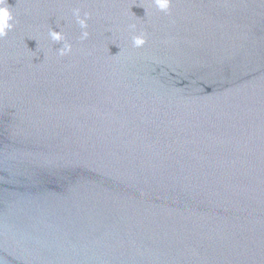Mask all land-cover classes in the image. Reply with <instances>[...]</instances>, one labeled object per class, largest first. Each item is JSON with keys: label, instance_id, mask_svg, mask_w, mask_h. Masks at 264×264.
<instances>
[{"label": "water", "instance_id": "1", "mask_svg": "<svg viewBox=\"0 0 264 264\" xmlns=\"http://www.w3.org/2000/svg\"><path fill=\"white\" fill-rule=\"evenodd\" d=\"M7 3L0 264H264V0Z\"/></svg>", "mask_w": 264, "mask_h": 264}, {"label": "clouds", "instance_id": "2", "mask_svg": "<svg viewBox=\"0 0 264 264\" xmlns=\"http://www.w3.org/2000/svg\"><path fill=\"white\" fill-rule=\"evenodd\" d=\"M171 0H153V3L158 11L168 13L170 8ZM71 15L75 20V23L80 28L79 40L85 41L89 37L88 29V20L90 19V15L88 12H83L81 14V10L79 8L72 9ZM15 24L14 17L11 15L9 11V5L7 0H0V38L7 36V34L13 30ZM129 30L133 33L136 32V25L130 24ZM48 36L51 41L56 43H61L64 41V36L60 31H54L50 29L48 32ZM132 47L134 48H142L146 43L145 34L140 32L139 34H134L131 38ZM72 53V45L70 43L64 42L60 48L56 50V54L60 57H64L70 55Z\"/></svg>", "mask_w": 264, "mask_h": 264}]
</instances>
